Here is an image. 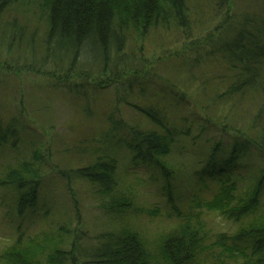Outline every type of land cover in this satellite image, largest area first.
<instances>
[{
	"label": "trees",
	"instance_id": "obj_1",
	"mask_svg": "<svg viewBox=\"0 0 264 264\" xmlns=\"http://www.w3.org/2000/svg\"><path fill=\"white\" fill-rule=\"evenodd\" d=\"M193 1L38 0L36 6H31L33 15L38 18L33 31L29 32L26 26H17L16 17L12 18L10 24L8 21L0 25V45L7 54L22 49L23 45L24 53L25 50L33 53L28 62L23 64L13 55L4 62L0 61V80L12 72L18 73L12 75L18 77L21 70L26 71V75L30 72L40 73L49 79L54 90L57 88L81 100L86 117L98 111L97 98L101 92L113 89L116 105L128 107L149 123L152 129H146V125L140 121L130 122L121 118L119 109L108 113L99 110L97 117L105 124V130L88 139L76 140L69 150H65V161L76 163L77 166L66 171L55 167L59 178L73 176L76 180L70 182L89 183L98 195L109 202L103 205L108 213L120 216L122 211L128 212L133 207L131 202H126L129 194L123 197L116 193V197L111 192L117 183L114 178L118 167L116 158L118 155L123 156V150H126L131 155V165L154 168L166 179L164 196L172 205V171L168 157L177 140L187 138L189 132L177 126L174 117L176 108L170 102L159 109L158 85L166 92L178 90V96L182 98L185 94L179 86L167 81V77L161 78L159 64L154 67L144 57L131 60L133 57H130L132 51L129 48L131 41H134L133 34L139 33L146 37L154 28L182 31L187 40H192L181 43V51L186 52L187 47V53L191 55L183 60V65L198 63L199 66V60H217L215 77L208 74L210 78L201 83V88L217 82L212 100L217 99L218 108L224 105V115L217 122V128L221 131L219 139L213 138L216 143L210 147V156L202 167L204 171L199 173L202 180L206 174L208 180L217 179L219 191L202 208L240 224L235 234H222L218 240L216 237L212 246L215 249L220 246L225 253L230 254L238 252L247 256L246 253H249L248 260L252 264H264V208L258 210L257 196L259 185L264 181V115L261 114L264 111V0H242L249 4L242 9L237 8L236 0H196L197 6L192 5ZM27 2L0 0V18L10 8H30V0ZM208 23H213V26L206 34H202ZM40 28H44V33L38 38ZM195 30L200 33L196 34L198 38L190 39ZM26 34L30 36L23 43ZM37 39L42 52L38 56V66L34 69L31 67L36 61V53L30 46ZM188 44L196 46L189 48ZM172 57L180 59L179 55L171 54L169 58L166 56L165 61L162 56H158L159 60L155 62L163 65ZM13 58L16 62H13ZM79 64L83 67L78 68ZM25 66L30 68L22 69ZM197 90L202 93V89ZM138 98L143 105L136 103ZM254 109L258 110V114L253 119L250 113ZM205 110V114H202L208 118L210 115ZM240 113L246 116L244 131L236 129L231 123L240 124ZM15 116L10 121L0 118V148L9 146L14 149L17 146L18 128L22 125ZM257 120L259 123H256ZM220 137L229 146L223 157L218 156L222 145ZM251 152H256V159L262 162L260 168L254 169L256 174L251 176L256 181L253 180L256 190L254 193L249 190L238 195L236 182L230 179L229 169L234 168L239 160L252 156ZM34 156L40 158L38 154ZM33 157L30 161H21L15 167L8 168L0 182L1 187H11L16 191L15 204L19 215L28 211L37 213L40 178L44 176L40 167H43L45 160L40 158L41 163L37 165ZM70 182H67V189L75 206L77 200ZM116 208L120 211H116ZM250 213L253 219L241 224ZM177 215L181 216L179 213ZM166 217L169 218V214ZM50 218L55 223V214ZM182 218L177 225H181L179 230L176 228L153 238L141 236L137 230L129 227L99 234L90 245L91 252L86 255L81 254L80 241L84 242V231L78 229L79 223L73 225L70 221L62 220V223L51 225L52 228L29 238L27 243L21 241L20 235L1 255V261L3 264H78L79 261L82 264L203 263L201 258L208 254L209 241V233L203 227L205 224L196 215ZM81 256L84 259L78 258Z\"/></svg>",
	"mask_w": 264,
	"mask_h": 264
},
{
	"label": "rangeland",
	"instance_id": "obj_2",
	"mask_svg": "<svg viewBox=\"0 0 264 264\" xmlns=\"http://www.w3.org/2000/svg\"><path fill=\"white\" fill-rule=\"evenodd\" d=\"M27 1L29 0H26V4H28ZM235 2L237 8L240 9L249 5L242 0L238 1L239 3L237 0ZM235 2L232 4L233 7ZM37 3L38 0H30V8L13 7L10 8L11 10L8 9L0 18V25H4L8 21L10 24L12 18L16 17L17 26H26L29 32L33 31L37 26L38 18L33 15L31 6H36ZM197 4L196 0L192 2L194 6ZM212 24L208 23L202 34H206L213 26ZM40 29L39 34L37 32L38 38L44 33V30L42 31L44 28ZM196 34L200 33L195 30L190 39H197ZM29 36L30 34H26L23 43H26ZM133 38L134 41H131L132 44L130 48L128 47L132 51L130 57L133 58L131 60L143 59L144 57L147 63L149 61V64L154 67L159 64L161 78L167 77V79L165 78L167 81L179 86L185 94L182 98L178 96V90L166 92L162 86L158 85L160 94L157 93V105L159 109L164 108V105L170 102L169 104L176 108L174 117H176L177 126L180 127L179 129L184 128L189 132L187 138L181 137L180 140H177L172 154L168 157V163L171 165L169 167L172 171L170 185L173 204L170 205L164 196L166 179L154 168L139 164H136L137 166L131 165V155L126 150H123V156L118 155L116 158L118 167L114 178L116 177L117 183L111 192H114L116 197V193L123 197H127L129 194L130 197L126 198V202H131L133 207L128 212L122 211L120 216L108 213L103 205L105 203L108 205L109 202H106L105 197L98 195L96 189L89 183L70 182L72 179L73 181L76 180L73 176L71 178L66 176L59 178L55 167L71 170L77 166L76 163L69 164L65 161V150H69L74 145V141L88 139L91 135L105 130V124L97 117L99 110L101 113L104 112L102 110L108 113L115 111L114 109H119L121 118L130 122L140 121L141 124L146 125V129H152V126L128 107L117 106L113 89L101 92L100 97L97 98L98 111H93L90 117H86L81 100H77L74 96L57 90V88L54 90L50 86L49 79L42 77V74L30 72L26 75V71L21 70L20 76L16 77L12 75L18 73L12 72L10 76L2 77L0 80V118L10 121L12 116L16 115L15 118H19V123L22 126L20 129L18 128L19 141L16 148L13 149L9 146L0 148V182L5 177V171L8 168L15 167L21 161H30L34 154L40 155L45 163L43 167H40L44 171V176L40 178L41 188L36 208L37 213L28 211L19 215L15 204L16 191L11 187H1L0 184V264H3L1 255L15 243L20 235H22L21 241L27 243L29 238L52 228L51 225L62 223V220L70 221L73 225L79 223L78 229L84 231V242L80 241L81 254L86 255L91 252L90 245L94 242L95 236L99 234L129 227L137 230L141 236L153 238L157 234L176 228L179 230L181 225H177L181 223L182 217L191 215L198 216L205 224L203 227H205L206 233H209L208 254L205 258H201L203 263L200 264H252L248 260L249 253H246L247 256L238 252L230 254L225 253L220 246H217V249L212 246L216 237L218 240V236L222 234L228 236L235 234L240 223L223 219L216 212L206 211L202 208L205 202L213 200L219 191L217 179L208 180L207 174L203 180L199 177L203 165L207 163L210 156V147L216 143L213 138L219 139L218 134L221 131L217 128V122L224 115V105L218 108L217 99L212 100L216 94L217 82L208 83L207 86L201 88L203 81L210 76L215 77L217 72L215 61L217 60L209 59L212 62H208L209 60L200 62L201 60H199L201 63L199 66L198 63L193 66L183 65V60L191 55L187 53V47H185L186 52L181 51V45L185 41L192 42V40H187L182 35V31L174 28L169 30L154 28L146 37L137 33L133 34ZM201 45H203V39H201ZM188 46L191 48L196 45L188 44ZM30 47L36 53V61L31 67L35 69L38 66L37 60L42 48L38 44V39ZM24 49L25 45L19 49L20 51L12 52L14 54H7L4 47L0 45V61L4 62L6 58L13 55L18 58L20 63H27L33 53L30 54L27 50L24 53ZM171 54L172 56L179 55L180 59L176 60L172 57L163 65L155 62L158 56H162L165 61L166 56L169 58ZM13 62H16L15 58H13ZM143 62L146 66L145 61ZM82 67V64L78 65V68ZM28 68L30 67L25 66L22 69L27 70ZM78 72L80 73V71ZM214 79L216 80V78ZM82 85L80 84V86ZM198 88L202 89V93L198 92ZM136 100H138L136 101L137 104L143 105L140 98ZM203 110L210 115L208 118L203 115L205 114ZM240 114L242 117L240 124L239 122L238 124L231 123L236 129L244 131L247 125L246 116L243 113ZM250 114L254 119L258 110L254 109ZM261 114L263 116L264 111ZM256 123H259V120ZM203 129L204 133L202 132ZM223 137H220L222 141L218 153L220 157L225 156L229 148ZM251 153L252 156L239 160L234 168L229 169L230 179L236 182L238 195H243L249 190L250 193H254L256 190V183H253L254 179L251 176L256 174L254 169L260 168L262 162L256 159V152ZM215 155L217 158V153ZM40 158L36 159L34 156L33 162L37 165L40 164ZM73 160L79 161V159ZM66 181L70 182V188L73 189L74 198L77 200L75 206L72 205V198L67 189ZM259 188L258 210L264 208V181L259 185ZM115 210L120 211L119 208ZM54 214L55 223L50 218ZM167 214H169V218L166 217ZM253 217V214L250 213L241 223L245 224ZM78 258L84 259L82 256ZM78 264H82L81 261Z\"/></svg>",
	"mask_w": 264,
	"mask_h": 264
},
{
	"label": "bare ground",
	"instance_id": "obj_3",
	"mask_svg": "<svg viewBox=\"0 0 264 264\" xmlns=\"http://www.w3.org/2000/svg\"><path fill=\"white\" fill-rule=\"evenodd\" d=\"M237 194V193H236ZM258 196V203H259V201H260V198H259V194L257 195ZM242 224V223H241Z\"/></svg>",
	"mask_w": 264,
	"mask_h": 264
}]
</instances>
